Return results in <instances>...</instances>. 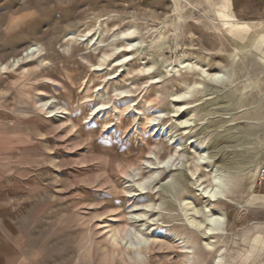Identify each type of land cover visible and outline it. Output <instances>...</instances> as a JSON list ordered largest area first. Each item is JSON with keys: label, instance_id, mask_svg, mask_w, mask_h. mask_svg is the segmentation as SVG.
Here are the masks:
<instances>
[{"label": "rangeland", "instance_id": "374dc122", "mask_svg": "<svg viewBox=\"0 0 264 264\" xmlns=\"http://www.w3.org/2000/svg\"><path fill=\"white\" fill-rule=\"evenodd\" d=\"M233 3L0 0V264H264V16Z\"/></svg>", "mask_w": 264, "mask_h": 264}, {"label": "crops", "instance_id": "0c3cea01", "mask_svg": "<svg viewBox=\"0 0 264 264\" xmlns=\"http://www.w3.org/2000/svg\"><path fill=\"white\" fill-rule=\"evenodd\" d=\"M237 13L245 17H263L264 0H233Z\"/></svg>", "mask_w": 264, "mask_h": 264}, {"label": "bare ground", "instance_id": "6f19581e", "mask_svg": "<svg viewBox=\"0 0 264 264\" xmlns=\"http://www.w3.org/2000/svg\"><path fill=\"white\" fill-rule=\"evenodd\" d=\"M222 2L224 3V5H226V4H229L230 0H222ZM258 25L263 26L264 24L260 23ZM208 246H209V244H208ZM214 264H223V258L221 256H219Z\"/></svg>", "mask_w": 264, "mask_h": 264}, {"label": "built area", "instance_id": "2783aa9c", "mask_svg": "<svg viewBox=\"0 0 264 264\" xmlns=\"http://www.w3.org/2000/svg\"><path fill=\"white\" fill-rule=\"evenodd\" d=\"M262 176L264 177V172H263V175Z\"/></svg>", "mask_w": 264, "mask_h": 264}]
</instances>
